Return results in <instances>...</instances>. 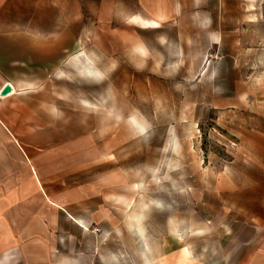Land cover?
<instances>
[{"label":"rangeland","instance_id":"rangeland-1","mask_svg":"<svg viewBox=\"0 0 264 264\" xmlns=\"http://www.w3.org/2000/svg\"><path fill=\"white\" fill-rule=\"evenodd\" d=\"M12 4L43 52L11 65L32 84L9 124L55 205L9 211L14 264H228L264 242V0Z\"/></svg>","mask_w":264,"mask_h":264},{"label":"crops","instance_id":"crops-1","mask_svg":"<svg viewBox=\"0 0 264 264\" xmlns=\"http://www.w3.org/2000/svg\"><path fill=\"white\" fill-rule=\"evenodd\" d=\"M12 11V0H0V89L5 84L6 87H11L8 94H0V252H4L0 264H12V262L14 264L15 259L10 251L15 250L21 243H12L11 240L22 235L21 219L28 217L16 214L13 216L15 220L10 221L9 211H12V208L16 209L29 191L37 201L40 200L43 203L46 199L54 205L51 202L54 200L49 197L43 186L38 169L33 165L32 154L24 137L18 135L9 124L13 118V111L19 113L23 107L22 104H17L13 110L11 108L13 97L26 93L25 91L32 84L16 75L26 73V71L12 69L11 65L22 63L23 58L27 59L30 52L34 53L38 50L41 54L43 52V40H34L33 36L18 32V23L13 21ZM72 44L74 46V40ZM17 67L20 68L21 65ZM25 83L27 84L22 85ZM33 166L38 172L39 179L33 174ZM17 219L19 221L15 222ZM41 245H45L44 242H41ZM245 245L247 247V244ZM246 250L243 259L238 263L235 258V250L233 254L228 253V264H264V242L251 244L249 250ZM7 254L10 255L8 259L5 258ZM203 264L224 263L222 261L212 263L203 261Z\"/></svg>","mask_w":264,"mask_h":264},{"label":"water","instance_id":"water-1","mask_svg":"<svg viewBox=\"0 0 264 264\" xmlns=\"http://www.w3.org/2000/svg\"><path fill=\"white\" fill-rule=\"evenodd\" d=\"M10 91H11V87H10V86H7V87L2 91V94H3V95H6V94H8Z\"/></svg>","mask_w":264,"mask_h":264},{"label":"bare ground","instance_id":"bare-ground-1","mask_svg":"<svg viewBox=\"0 0 264 264\" xmlns=\"http://www.w3.org/2000/svg\"><path fill=\"white\" fill-rule=\"evenodd\" d=\"M6 88V84L0 89V94L2 93L1 90H4Z\"/></svg>","mask_w":264,"mask_h":264},{"label":"built area","instance_id":"built-area-1","mask_svg":"<svg viewBox=\"0 0 264 264\" xmlns=\"http://www.w3.org/2000/svg\"><path fill=\"white\" fill-rule=\"evenodd\" d=\"M3 90H1V92H2Z\"/></svg>","mask_w":264,"mask_h":264},{"label":"snow or ice","instance_id":"snow-or-ice-1","mask_svg":"<svg viewBox=\"0 0 264 264\" xmlns=\"http://www.w3.org/2000/svg\"><path fill=\"white\" fill-rule=\"evenodd\" d=\"M186 251V250H185Z\"/></svg>","mask_w":264,"mask_h":264}]
</instances>
